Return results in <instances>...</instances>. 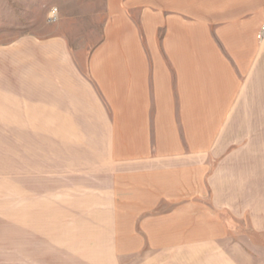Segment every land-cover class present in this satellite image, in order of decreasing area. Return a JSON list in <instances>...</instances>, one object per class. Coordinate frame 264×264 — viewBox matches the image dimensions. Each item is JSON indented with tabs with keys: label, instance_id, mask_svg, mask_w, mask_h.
Returning <instances> with one entry per match:
<instances>
[{
	"label": "crops",
	"instance_id": "1",
	"mask_svg": "<svg viewBox=\"0 0 264 264\" xmlns=\"http://www.w3.org/2000/svg\"><path fill=\"white\" fill-rule=\"evenodd\" d=\"M222 1L107 0L83 66L0 49V264H264V3Z\"/></svg>",
	"mask_w": 264,
	"mask_h": 264
},
{
	"label": "rangeland",
	"instance_id": "2",
	"mask_svg": "<svg viewBox=\"0 0 264 264\" xmlns=\"http://www.w3.org/2000/svg\"><path fill=\"white\" fill-rule=\"evenodd\" d=\"M222 1V0H221ZM228 1V0H224ZM223 2V1H222ZM254 16L256 10L264 0H252ZM192 5L195 4V0ZM196 7V6H195ZM107 0H0V49L12 44H21L24 41L62 40L74 54L77 64L83 66L87 56L101 44L104 28L107 22ZM54 15V17H52ZM196 20V19H192ZM263 34L264 25L261 27ZM261 41H264L260 36ZM256 138L246 140L252 144ZM238 145V144H236ZM4 149L0 146V210H4ZM170 220L157 218L158 232L163 229L165 222L173 225L179 232L181 218L180 211ZM165 221V222H164ZM4 218H0V227L3 228ZM49 230V229H48ZM46 230V241L52 240L51 233ZM2 232V233H1ZM2 234V235H1ZM0 240H3V230H0ZM174 241L180 240V234H172ZM167 237V238H166ZM168 239V235L158 233L157 241ZM146 252L149 255V251ZM153 253V251H150ZM155 261H143L144 264H182L180 249L169 251L157 250ZM164 252L171 253L164 257ZM206 260V259H205ZM121 264H135L125 259ZM207 264V260H206Z\"/></svg>",
	"mask_w": 264,
	"mask_h": 264
},
{
	"label": "bare ground",
	"instance_id": "3",
	"mask_svg": "<svg viewBox=\"0 0 264 264\" xmlns=\"http://www.w3.org/2000/svg\"><path fill=\"white\" fill-rule=\"evenodd\" d=\"M52 17H54V15H52Z\"/></svg>",
	"mask_w": 264,
	"mask_h": 264
},
{
	"label": "built area",
	"instance_id": "4",
	"mask_svg": "<svg viewBox=\"0 0 264 264\" xmlns=\"http://www.w3.org/2000/svg\"><path fill=\"white\" fill-rule=\"evenodd\" d=\"M263 33H264V29H263Z\"/></svg>",
	"mask_w": 264,
	"mask_h": 264
}]
</instances>
